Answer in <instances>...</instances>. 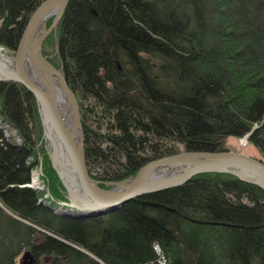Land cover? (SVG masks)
<instances>
[{
	"label": "trees",
	"instance_id": "obj_1",
	"mask_svg": "<svg viewBox=\"0 0 264 264\" xmlns=\"http://www.w3.org/2000/svg\"><path fill=\"white\" fill-rule=\"evenodd\" d=\"M42 1L0 0V46L16 50ZM42 53L76 97L101 188L164 155L225 150L229 136L249 134L264 161V0H69ZM42 135L33 94L0 81V264L27 250L33 264H264L260 187L201 173L106 214L63 216L27 186L41 163L52 200L67 201Z\"/></svg>",
	"mask_w": 264,
	"mask_h": 264
},
{
	"label": "water",
	"instance_id": "obj_2",
	"mask_svg": "<svg viewBox=\"0 0 264 264\" xmlns=\"http://www.w3.org/2000/svg\"><path fill=\"white\" fill-rule=\"evenodd\" d=\"M68 1L43 0L36 7L16 50L12 51L14 57L9 61L12 68H7L2 61L4 57L0 56V80L22 84L37 102L43 133L51 145V164L67 192V208L85 216L107 213L141 195L180 186L201 173H228L264 190V161L232 150H183L164 155L147 161L131 177L109 182V187L101 188L99 181L89 175L86 166L84 132L76 97L62 69L56 68L42 53L43 42L56 28ZM51 16H54L53 22L46 27L47 19ZM0 48L9 50L4 46ZM28 67L39 81L27 73ZM57 85L64 93L71 119L66 127L59 107ZM59 148L65 151L67 165L74 178L72 182L63 176ZM61 212L66 214L68 211ZM22 257L30 259L25 264H33L34 257L30 251H25Z\"/></svg>",
	"mask_w": 264,
	"mask_h": 264
},
{
	"label": "rangeland",
	"instance_id": "obj_3",
	"mask_svg": "<svg viewBox=\"0 0 264 264\" xmlns=\"http://www.w3.org/2000/svg\"><path fill=\"white\" fill-rule=\"evenodd\" d=\"M52 18H54V16H52ZM46 27H47V22H46ZM46 50H48V49L46 48ZM12 51H15V50H10V49L9 50H6V49L4 50L3 53H4V56L6 58L4 57L3 59H4L5 63H7L8 60L11 61L13 59L14 54L12 53ZM40 122H41V119H40ZM41 126H42V123H41ZM10 128L14 129L12 127H10ZM42 131H43V126H42ZM9 133L13 134V132H9ZM242 139L245 140L244 143H242ZM39 145H42V147L44 149L43 152L48 154V157H49V160H50V163H51V159H50L51 145H50V142L48 141V139L44 136V133L42 135V138L40 139ZM223 146L226 148L225 150L241 151L242 153L248 154L250 156H254V157H257V158H260V159L262 158V155L258 151V149L256 147H254L252 144L248 143V141H246L245 138H237V137H233V136L226 137L224 139V141H223ZM31 176H32V179H34V177H35L34 188L38 187L44 192L42 199H43V201H45L46 205H48L52 209L54 208L55 212L57 214H59L63 209H67L68 210L67 206L65 205V203L67 201L54 202L52 200V198L50 197L49 191H48V181L49 180L42 173L41 163H40V165L37 168L33 169V172L31 173ZM44 187H45V189H44ZM48 199H50V200H48ZM51 201H52V203H51ZM42 203H44V202H42ZM156 251H157V248H156ZM157 252L159 253V250ZM22 254L23 253H21V255ZM159 255H160V253H159ZM162 258H164V257L160 255L159 256V260H161Z\"/></svg>",
	"mask_w": 264,
	"mask_h": 264
},
{
	"label": "bare ground",
	"instance_id": "obj_4",
	"mask_svg": "<svg viewBox=\"0 0 264 264\" xmlns=\"http://www.w3.org/2000/svg\"><path fill=\"white\" fill-rule=\"evenodd\" d=\"M52 17V16H51ZM51 17H49V18H51ZM48 18V19H49ZM4 49H2V48H0V56L1 57H5L4 56ZM6 58V57H5ZM2 61H3V63H4V65L7 67V68H12L13 67V65L11 64V63H9V61L10 60H8V62L7 63H5V61H4V59H2ZM27 73L29 74V75H31L33 78H35V80H37V81H39V78L38 77H35V75L33 74V72H32V69H30L29 67H28V69H27ZM1 81V80H0ZM5 82H8V81H5ZM57 91H58V97H59V104H60V109H61V112H62V114H63V116H64V121H63V123H64V125H65V127L66 126H69L70 125V123H71V119H70V116H69V113H68V106H67V102H66V99H65V96H64V93L59 89V86L57 85ZM84 134V133H83ZM77 135H78V133H77ZM246 137V136H245ZM244 137V138H245ZM248 138V137H247ZM247 138H246V141H247ZM245 142V140L244 139H242V143H244ZM59 152H60V162H62V166H63V176H65L64 178L65 179H67V181H69V182H72L73 180H74V178H73V175L71 174V169H70V167H68V163H67V159H66V154H65V151L62 149V148H59ZM66 164V165H65ZM131 177V176H130ZM34 180H35V177H34V179H32V176H31V182H30V184H28L27 186L28 187H30V188H34V184H35V182H34ZM99 185H100V183H99ZM107 187H109V186H107ZM106 187V188H107ZM123 205V204H122ZM122 205H120L118 208H120ZM117 208V209H118ZM52 209V208H51ZM54 209V208H53ZM52 209V211L53 212H55V209L53 210ZM68 212H66V214H62V212H60L59 213V215H63V216H73V215H75V216H78V217H85V215H82L81 214V212H77L76 210H74V209H69L68 208ZM116 210V209H115ZM113 211V210H112ZM108 213V212H107ZM81 214V215H80ZM103 214H106V213H103ZM157 251H158V249H157ZM21 259H22V264H25L26 262H28V261H30V259H24L23 257H21ZM157 264H165V259L164 258H162L161 260H158V263Z\"/></svg>",
	"mask_w": 264,
	"mask_h": 264
},
{
	"label": "built area",
	"instance_id": "obj_5",
	"mask_svg": "<svg viewBox=\"0 0 264 264\" xmlns=\"http://www.w3.org/2000/svg\"><path fill=\"white\" fill-rule=\"evenodd\" d=\"M11 129V128H10ZM13 130V129H12ZM14 134V133H13Z\"/></svg>",
	"mask_w": 264,
	"mask_h": 264
}]
</instances>
